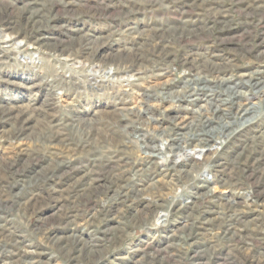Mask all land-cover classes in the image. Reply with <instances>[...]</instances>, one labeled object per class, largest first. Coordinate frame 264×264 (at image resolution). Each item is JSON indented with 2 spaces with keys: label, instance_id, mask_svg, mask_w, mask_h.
Returning <instances> with one entry per match:
<instances>
[{
  "label": "rangeland",
  "instance_id": "rangeland-1",
  "mask_svg": "<svg viewBox=\"0 0 264 264\" xmlns=\"http://www.w3.org/2000/svg\"><path fill=\"white\" fill-rule=\"evenodd\" d=\"M0 264H264V0H0Z\"/></svg>",
  "mask_w": 264,
  "mask_h": 264
},
{
  "label": "bare ground",
  "instance_id": "bare-ground-1",
  "mask_svg": "<svg viewBox=\"0 0 264 264\" xmlns=\"http://www.w3.org/2000/svg\"><path fill=\"white\" fill-rule=\"evenodd\" d=\"M97 73H98V71H97ZM204 153H205L204 149H202V150H194L193 152H191V151L189 152L188 150H184V151H182L181 155L178 158L180 160V158H183V156H185V157H192L193 156L195 159L200 161V160H203Z\"/></svg>",
  "mask_w": 264,
  "mask_h": 264
}]
</instances>
